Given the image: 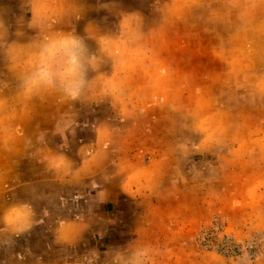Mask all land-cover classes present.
Here are the masks:
<instances>
[{"label": "rangeland", "instance_id": "374dc122", "mask_svg": "<svg viewBox=\"0 0 264 264\" xmlns=\"http://www.w3.org/2000/svg\"><path fill=\"white\" fill-rule=\"evenodd\" d=\"M231 30L261 35L264 0H0V264L12 260L10 230L27 227L24 202L35 217L45 214L46 225L78 215L117 227L114 238H100L88 252L78 248L63 264L85 255L112 264L117 249L127 256L126 242L149 220L148 205L126 194L143 167L168 198L167 231L178 228L175 245L132 246L150 250L146 264H264V133L232 141L218 112L219 41ZM60 33L79 34L97 56L77 101L20 87L38 44ZM208 159L236 163L247 188L226 196L221 208L201 184ZM217 217L235 241H259L256 251L202 247L198 232Z\"/></svg>", "mask_w": 264, "mask_h": 264}, {"label": "crops", "instance_id": "0c3cea01", "mask_svg": "<svg viewBox=\"0 0 264 264\" xmlns=\"http://www.w3.org/2000/svg\"><path fill=\"white\" fill-rule=\"evenodd\" d=\"M253 33L249 30L242 35L236 30H231L229 33H224L221 36L222 38L220 37L221 41H219L218 53L223 54V61H220L219 65L224 73L222 77V72H220L218 97L224 111L220 113L219 110L218 112L225 124L226 137L232 138V141H235V138H238L236 136H240L241 133L245 136H253L254 140L259 138L258 136L262 135L261 133H264V60H261L262 57L258 54L264 48V31L261 35ZM258 38L261 41L258 42ZM241 54L244 57L240 63L238 59ZM240 109L243 111V114L240 113L241 115L238 113ZM240 117H244L246 120L241 121L242 123L238 122ZM240 127H242V130H240ZM256 144L259 148L260 143ZM152 164H154V160H151V163H146L150 166ZM202 165L205 168L202 169L204 173L201 184H203V189L208 194L209 199L214 196L217 197L216 204L219 208L223 206L226 196H239V192L247 190L241 177H239V173H236V163H231L230 165L233 167L227 168V163L221 159H218L216 164H211V160L208 159L202 160ZM211 167H219L220 170L218 168L217 174H210ZM146 171L147 167L137 170V174H135L136 182H133L135 188L130 185V189L128 188L126 193L131 192L128 194L129 197H135L137 204H147L149 209L147 210L149 220L145 224L138 225L134 232L137 235L132 241L126 242L131 245L128 248L130 251L136 250L132 248L136 245L157 246L163 243L175 245L178 241V237H174L178 233L177 223L174 222L176 224L170 226L167 231L166 226L168 225L163 222V220H168L166 209L172 210L169 206H166L168 198L161 196L156 191V185L151 187L154 182L147 178V173L142 174ZM153 173L156 175V172ZM231 177L233 178L232 181L229 180ZM191 188L193 189L192 185ZM147 190L149 192L146 193ZM132 192H136L137 196L135 194L131 195ZM21 206L22 209L27 210L26 213L30 217L27 216V227L22 229L23 231L10 230V242L16 245L10 246L9 252L12 253V260L7 264H63V262L72 260L74 256L79 254L78 248L88 252L87 249L95 246L94 244L100 238L104 236L106 238L109 235L114 238L116 235L117 227H115L112 220H107L105 225L103 223L97 225L94 223V216L82 218L75 215L74 217L58 220L55 226L46 225L45 214L37 218V216L35 217L34 206L25 202ZM142 212L145 213V209ZM169 220H172L171 215ZM101 225H103V229L98 227ZM99 230L101 231L99 232ZM18 237L23 238L21 243L16 240ZM36 241L41 243L38 251L33 248ZM113 246L119 247V244H113ZM113 254L114 252L111 251L108 257L112 260V264H127L128 255ZM69 257L71 258L69 259ZM152 260L154 263L159 262L156 253H152Z\"/></svg>", "mask_w": 264, "mask_h": 264}, {"label": "clouds", "instance_id": "9594fccd", "mask_svg": "<svg viewBox=\"0 0 264 264\" xmlns=\"http://www.w3.org/2000/svg\"><path fill=\"white\" fill-rule=\"evenodd\" d=\"M34 66L20 79L25 92L54 90L64 98L80 100L90 86L89 74L96 68L97 56L77 33H60L46 37L37 46ZM113 255H123L120 249ZM147 247L131 251L127 264H146Z\"/></svg>", "mask_w": 264, "mask_h": 264}, {"label": "built area", "instance_id": "2783aa9c", "mask_svg": "<svg viewBox=\"0 0 264 264\" xmlns=\"http://www.w3.org/2000/svg\"><path fill=\"white\" fill-rule=\"evenodd\" d=\"M200 245L208 250H214L226 255H238L244 249L256 251L259 241L253 239L247 243H239L224 232V224L215 218L209 225L201 227L197 235ZM66 264H95L94 258L89 255L78 257Z\"/></svg>", "mask_w": 264, "mask_h": 264}]
</instances>
